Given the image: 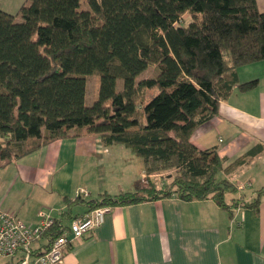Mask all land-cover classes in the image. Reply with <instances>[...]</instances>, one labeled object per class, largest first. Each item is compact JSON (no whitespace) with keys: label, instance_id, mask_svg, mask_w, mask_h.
Listing matches in <instances>:
<instances>
[{"label":"trees","instance_id":"obj_1","mask_svg":"<svg viewBox=\"0 0 264 264\" xmlns=\"http://www.w3.org/2000/svg\"><path fill=\"white\" fill-rule=\"evenodd\" d=\"M18 15L0 9V169L53 141L96 136L139 157L147 176L171 172L163 185L76 197L31 254L62 234L80 202L89 212L174 196L257 210L264 188L252 201L226 202L235 189L220 173L245 165L261 146L224 167L214 149L190 140L234 88L256 87L236 76L264 60V11L256 0H26ZM185 15L190 22L182 26ZM151 66L154 76L136 80ZM89 76L99 82L86 104ZM152 88L158 93L146 102Z\"/></svg>","mask_w":264,"mask_h":264},{"label":"crops","instance_id":"obj_2","mask_svg":"<svg viewBox=\"0 0 264 264\" xmlns=\"http://www.w3.org/2000/svg\"><path fill=\"white\" fill-rule=\"evenodd\" d=\"M25 1L0 0V9L18 14ZM256 4L264 11V0ZM236 76L238 84L255 80L256 87L234 88L190 140L214 149L224 167L261 146L245 165L220 173L234 189L243 184L232 197L249 202L264 188V60L239 67ZM122 159L121 173H115ZM146 177L151 178L142 160L122 146L104 147L96 136L59 139L0 169V208L36 226L39 212L59 217L80 189L88 193L86 200L99 199L134 192ZM110 208L100 226L66 246L62 264H264V198L257 210L174 196ZM86 212L82 202L71 209L73 218ZM43 243L35 240L32 248ZM18 260V254L0 257V264Z\"/></svg>","mask_w":264,"mask_h":264},{"label":"built area","instance_id":"obj_3","mask_svg":"<svg viewBox=\"0 0 264 264\" xmlns=\"http://www.w3.org/2000/svg\"><path fill=\"white\" fill-rule=\"evenodd\" d=\"M147 180L146 177L141 181ZM244 187L243 184H238L235 189L240 192ZM76 197L87 198L88 193L80 189ZM110 209L109 206H103L75 217L62 234L50 242L45 251L33 255L32 243L40 238L42 231L53 224L54 219L39 212L42 220L38 225L30 226L15 214L0 208V257H14L21 252L23 257L19 258L18 264H62L66 246L100 226Z\"/></svg>","mask_w":264,"mask_h":264},{"label":"rangeland","instance_id":"obj_4","mask_svg":"<svg viewBox=\"0 0 264 264\" xmlns=\"http://www.w3.org/2000/svg\"><path fill=\"white\" fill-rule=\"evenodd\" d=\"M25 3H26V1L23 4H25ZM81 7L83 9H85V8H87V5L84 4V3H82V6ZM13 15L15 16V18H16L17 21L20 20L19 15L17 13L16 14H13ZM189 22H190V17L187 16V15H185L179 23L182 26H186ZM155 74H156V69H155V67L151 66V67H148L144 72H142L136 78V80H141L143 78L152 77ZM98 82H99V78L97 76H89L87 78V83H86V104H90L92 102V100L96 97L97 90H98ZM120 86H121V81H118L117 88L119 89ZM157 93H158V90L156 88L149 89L147 91V94H146V102L149 101V100H151ZM136 158H138V160H141L137 156H136ZM124 162H125V159H122V161H119L115 165V167H114L115 173H121L120 166H121V164H124ZM169 174H171V172H164V173H159V174H153V175H151V178L150 179L147 178L148 179L147 181H145V182L140 181L141 184H142L141 186H147L148 183H152V182H157L160 185H163L164 179ZM232 196L235 197V195H234L233 192H227L226 195H225L226 202H230V199H231ZM73 211H75V210H73Z\"/></svg>","mask_w":264,"mask_h":264}]
</instances>
